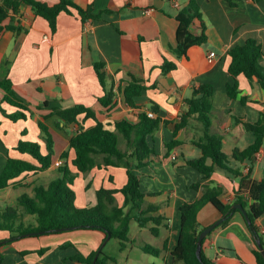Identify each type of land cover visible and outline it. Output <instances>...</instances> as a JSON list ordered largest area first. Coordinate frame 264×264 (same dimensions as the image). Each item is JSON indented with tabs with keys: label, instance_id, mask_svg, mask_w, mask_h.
Instances as JSON below:
<instances>
[{
	"label": "crops",
	"instance_id": "0c3cea01",
	"mask_svg": "<svg viewBox=\"0 0 264 264\" xmlns=\"http://www.w3.org/2000/svg\"><path fill=\"white\" fill-rule=\"evenodd\" d=\"M37 1L54 5L60 0ZM72 1L84 9L93 7L95 13H103L102 19L84 23L75 12L73 15L61 13L53 34L44 18L23 6L20 16L6 22L23 31L6 30L0 34V80L9 79L17 97L30 110L23 112L25 118L12 121L9 116L21 110L4 102L5 92L0 88V176L8 158L36 163L32 156L17 150L20 141L38 143L45 152L40 122L48 127L54 142L52 165L48 170L24 173L10 186L0 189V211L16 206L21 196H33L36 187L47 186L59 178V161L61 166L67 163L77 175L73 189L79 208L95 206L101 188L121 190L128 182L123 166L95 167L81 174L71 165L74 151H70L67 161L61 158L70 150V139L76 130L73 125H64L52 113L84 105L94 110L99 122L113 129L118 120H138L141 113L152 111L155 103L159 112L154 113L161 119L158 131L149 138L155 155L147 165L136 170V174L146 194L144 206H156L158 211L154 215L165 217L168 226L162 225L159 235L155 236L151 225L141 228L132 220L128 235L131 243L121 251L116 239L117 249H109V253L105 248L114 238L108 239L100 231L71 230L12 241L7 231H0V264H84L73 258L88 257L100 249L114 258L115 264H173L172 252L181 229L180 207L203 195L201 190L193 189V185L208 182L187 165V161L200 156L193 142L202 137V124L195 117L189 118L188 124L174 135L176 125L181 123V116L188 109L185 100L191 98L195 88L210 85L214 89L212 130L223 138L222 150L232 168L252 179H264V145L263 156L254 162L233 160L235 151L246 149L255 140L245 124L259 120L264 110V91L256 79L251 83L241 75L238 77L239 96L232 100L227 94V87L233 82L228 72L229 50L253 39L264 52V0H233L235 6L226 0H197L208 40L201 46L191 47L187 56L181 58L171 49L177 46L176 17L188 6L189 0ZM107 10L111 13H106ZM148 10H151L149 15L145 14ZM212 52L216 55L210 60ZM164 58L177 66L167 75L161 69ZM96 63L105 64L108 85L114 82L112 107L100 103L105 91L94 67ZM262 63L264 65V61ZM132 76L147 86L157 84V88L134 98L136 107L128 105L118 90L124 88ZM246 97L250 102L243 104L242 98ZM79 120L86 128L95 125L92 119L84 121V115ZM174 140L181 144L169 151L167 145ZM120 148L126 150L122 138ZM210 181L223 188L222 202L234 203L238 178L216 169ZM115 199L119 207L124 205L122 193H116ZM26 219L33 220L30 216ZM222 219L223 215L212 204L205 205L198 214L202 230ZM245 220L242 214L236 213L226 226H220L222 222L214 228L203 241V254L215 264H258L254 251L259 247ZM256 225L264 238V217L258 219ZM68 244L70 246L62 248ZM143 245L158 249L159 255L143 252ZM43 249L49 250L39 254Z\"/></svg>",
	"mask_w": 264,
	"mask_h": 264
},
{
	"label": "trees",
	"instance_id": "16d2710c",
	"mask_svg": "<svg viewBox=\"0 0 264 264\" xmlns=\"http://www.w3.org/2000/svg\"><path fill=\"white\" fill-rule=\"evenodd\" d=\"M226 1L232 6L236 5L233 0ZM23 6L30 7L35 16L44 18L49 23L53 34L57 31V20L61 13L73 15L75 12L84 23L88 20H101L103 14L95 13L91 6L84 9L72 0H60L54 5L37 0H0V34L6 30L23 31L21 27L6 24L8 20L11 22L15 17L20 16ZM106 13H111V11L107 10ZM176 19L178 21L177 46L171 50L178 58H181L187 56L191 47L201 46L207 42V26L197 0H189L188 6L178 13ZM228 55L230 57L228 72L233 79L227 87L228 97L234 100L239 96L238 77L241 75L251 83L256 79L264 91V65L262 63L264 52L261 45L249 39L243 45L231 48ZM94 67L105 91V95L100 98V103L104 107H112L115 104L114 82L108 85L104 63H96ZM176 67L175 63L164 58L161 66L162 73L167 75ZM131 78L124 88L119 87L118 90L123 93L128 105L136 107L134 98L149 89L157 88V84L147 86L143 81L133 76ZM0 88L5 92L4 102L22 111L9 118L14 122L25 118L23 112H30V110L17 97L13 83L9 79L0 80ZM213 95L214 89L210 85H200L195 88L191 98L185 100L188 109L181 116V123L176 125L174 132L175 135L177 131L184 128L189 118L192 117L202 124V137L193 142L199 149L200 156L187 161V165L200 172L208 182L193 185L192 188L197 191L201 190L203 195L196 201L185 203L180 207L181 229L178 244L172 252L173 264H215L203 252L201 259L197 255L198 239L203 231L198 221V214L207 204H212L223 215L224 221L220 225L222 227L226 226L236 213L244 217L240 210L234 208L236 204L242 205L250 219L249 224L245 220L250 232L256 243L260 240L264 246V238L260 235L256 225L257 220L264 217V179H252L250 175H243L239 169L232 168L231 161L222 150L223 138L212 130ZM248 102L250 101L247 97L242 98L243 104ZM151 110L158 113V105L153 103ZM52 114L57 116L64 125H73L76 130L70 139V150L61 155L62 159L67 161L70 151H74L75 158L71 161V165L81 174L89 173L95 167L123 166L126 169L128 182L121 190L101 188L97 192L98 202L95 206L79 208L76 205V194L73 189L77 175L66 163L58 169L59 178L51 181L47 186L36 187L33 196L26 194L21 196L16 206L0 211V231H7L11 235L10 241L28 236L59 234L71 230L100 231L106 235L109 233L111 238L117 239L121 251H124L131 243L128 235L132 220H135L141 228L151 225V232L155 236L159 235L160 227L168 220L161 215H154L158 211L156 206H144L146 194L141 190V182L136 170L147 165L155 155L154 148L149 144V138L158 131L161 119H152L146 112H143L138 120L131 121L124 118L115 122L114 128L110 129L97 120L94 110L84 105L54 111ZM82 115H84V121L92 119L95 125L86 128L84 122L79 120ZM245 127L254 134L255 140L246 149L234 152L233 160L239 163L254 162L256 154L264 145V110L256 123H246ZM39 129L45 143V152L38 143L20 141L17 150L32 156L36 163L8 158L6 167L0 176V189L10 186L11 182L24 173H41L51 167L54 142L45 123L40 122ZM121 138L126 142V150L120 148ZM180 144V141L174 140L167 145V148L171 151ZM216 169L225 170L239 179L234 203L222 202L223 188L210 181ZM118 192L125 197L122 207L116 203L115 194ZM28 216L35 219L27 220ZM165 225L168 226L167 223ZM68 246L70 244L62 248ZM141 249L145 253L156 256L160 253L158 249L149 245H143ZM48 250L43 249L39 251V254H45ZM254 254L258 264H264L260 249L255 250ZM96 257L98 258L95 264H115V259L106 256L102 249L88 257L78 255L73 260L84 264H94Z\"/></svg>",
	"mask_w": 264,
	"mask_h": 264
},
{
	"label": "water",
	"instance_id": "95a60500",
	"mask_svg": "<svg viewBox=\"0 0 264 264\" xmlns=\"http://www.w3.org/2000/svg\"><path fill=\"white\" fill-rule=\"evenodd\" d=\"M234 208L235 209H238L240 210L243 214H244V217L247 221V223L249 224L250 223V219L248 217V214L246 212V210L244 209V207L240 204H236L234 205ZM224 221V219L220 220L219 222H217L215 225L211 226V227H208L206 229H204L200 235H199V239H198V249H197V255H198V258L201 259V253H202V246H203V241L204 239L211 233V231L216 228L218 225H220L222 222ZM107 238L110 239L111 238V234H107ZM257 245L264 257V246L262 245L261 241H257ZM98 257L95 258V261H94V264L96 262Z\"/></svg>",
	"mask_w": 264,
	"mask_h": 264
},
{
	"label": "built area",
	"instance_id": "2783aa9c",
	"mask_svg": "<svg viewBox=\"0 0 264 264\" xmlns=\"http://www.w3.org/2000/svg\"><path fill=\"white\" fill-rule=\"evenodd\" d=\"M151 13V10H148V11H146L145 12V14H150ZM215 53L214 52H212V53H210V55H209V59L210 60H212L214 57H215ZM147 113V115H148V117H150V118H152V119H156V114L153 112V111H148V112H146ZM263 156V152L261 151V149H260V151L256 154V158L257 159H259V158H261ZM58 165L59 166H61L62 165V162L61 161H59L58 162Z\"/></svg>",
	"mask_w": 264,
	"mask_h": 264
},
{
	"label": "rangeland",
	"instance_id": "374dc122",
	"mask_svg": "<svg viewBox=\"0 0 264 264\" xmlns=\"http://www.w3.org/2000/svg\"><path fill=\"white\" fill-rule=\"evenodd\" d=\"M121 143H123V142H121ZM33 219H35L34 217H32ZM117 240L116 239H114V240H112V242H111V244L108 246V247H106L105 249H107L106 251H108V253H109V249H117Z\"/></svg>",
	"mask_w": 264,
	"mask_h": 264
}]
</instances>
